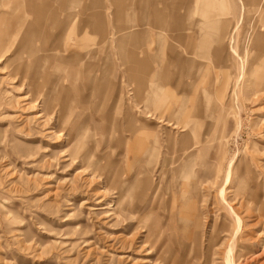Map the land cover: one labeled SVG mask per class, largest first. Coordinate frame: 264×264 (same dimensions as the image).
<instances>
[{
    "label": "rangeland",
    "instance_id": "obj_1",
    "mask_svg": "<svg viewBox=\"0 0 264 264\" xmlns=\"http://www.w3.org/2000/svg\"><path fill=\"white\" fill-rule=\"evenodd\" d=\"M61 1L57 24L26 0H0V264H228L229 246L237 264H264V91L252 93L250 62L232 95L256 31L264 75V0L212 2L221 56V42L195 41L204 0H153L170 27L155 22L165 40L147 70L124 56L139 59L140 48L118 44L120 28L138 29L137 0H77L70 27L81 33L98 10L107 36L91 31L85 58L80 34L60 27ZM181 118L188 124L173 126ZM129 124L158 141L132 140Z\"/></svg>",
    "mask_w": 264,
    "mask_h": 264
},
{
    "label": "crops",
    "instance_id": "obj_2",
    "mask_svg": "<svg viewBox=\"0 0 264 264\" xmlns=\"http://www.w3.org/2000/svg\"><path fill=\"white\" fill-rule=\"evenodd\" d=\"M61 0H26L27 3H29V5L37 7L38 11L34 13L37 14V16L39 17L40 20L47 18L52 19V21H56L57 24H59L58 21V17L57 14H55L53 12V6L54 7H58L59 3ZM242 3V8L244 9V2L243 0H240ZM61 5H64L65 9V16L64 19L60 22V27L62 29L66 28H70L71 31L74 34H80V45L81 47L85 48L84 53H81L80 56L82 57H88V54H91V45H93L96 39L92 38L91 36V31H98L101 35L99 41H103L106 39V32L104 30V25H103V20H104V16L103 14H101L98 10H94L90 15H88L85 24H84V28L80 30L81 33H79V30L77 28V25H74L75 22H73L74 24H72V26L70 27V21L74 20L75 15V4L77 3V0H63L61 1ZM121 2V0H119V3ZM154 1L153 0H137V5L138 8L140 10V18L138 21V29L135 31H132L131 28L132 26H126V27H122L120 29L124 30L125 32H120V34H118V44L121 48H123L124 50L126 49V47L129 46H135L136 48H140V52L142 53L143 56H141L139 59L136 58L135 56H131L128 57V53L133 52L132 49L128 50L127 52L124 54V56L126 58H130L132 60V62H135L137 65H139L140 68H142L143 70H147V68L149 67V64L151 63V61L155 60L152 59V57L154 56L155 52V43L156 41H159L158 46L159 45H163L165 37L163 34L158 33L156 35V31L154 30V26L156 25L155 22L157 21V26L160 25H165V27H170V22L168 25V21H166V19L164 20V13L161 9L156 8V6L154 5L153 8H151V6L153 5ZM212 2H214V0H204L203 5H201L199 7V13L201 15V18H199V25H200V36L197 38V40H195L198 44V48H202L204 50H206L207 46H210L212 43H217L221 42L219 44V48H215L217 55L221 56V51L224 50V44H223V40L221 41V37L219 38L218 35V31L220 29L221 26V22L220 20L213 22V23H208L206 22L208 19H206L207 17H211L214 16L215 14L212 12V14L209 16V12H211L212 10L210 9V5L212 4ZM52 3V5H51ZM101 0H92L91 6L94 5H98L101 4ZM191 3V2H189ZM58 4V5H57ZM152 4V5H151ZM177 2L176 0H171L170 5L174 8L176 6ZM51 5V6H50ZM180 6V5H179ZM41 9V10H40ZM194 10H196L195 6H191L189 4H187V8H186V18L189 19L188 21H191V24L193 25V20H191L194 17ZM121 11H119L118 15L120 14ZM173 16V13H172ZM185 18V19H186ZM205 18V19H203ZM172 22H171V26L173 25L174 28H180L183 26L184 23V19L180 16H178V14L174 13V17L172 18ZM180 19V21H178ZM186 21V20H185ZM191 26V25H189ZM212 29V30H210ZM31 30V33H30ZM208 31H211L212 34L210 35V33ZM30 34V35H29ZM229 34H231V32H229ZM26 35H28V41H32L34 39V37L36 36V32L34 30H32L31 28L28 29V34L26 33ZM205 35V36H204ZM31 38V39H30ZM232 38V37H231ZM183 39L187 42H189L188 44H190V46H192V42H194V36H181V35H173L172 36V40L173 42L176 43H181L183 41ZM84 41H86L85 44ZM252 41V45H251V49L250 52L253 50L255 52V55H258L261 51L258 49V45H259V34L255 33V37L253 38ZM230 43V40H229ZM229 43H228V48H229V52H230V48L229 47ZM194 44V43H193ZM29 45V44H28ZM173 50L175 51V46L173 45ZM248 48H247V44L244 48V53H246ZM249 50V49H248ZM258 53V54H257ZM248 54V53H247ZM153 55V56H152ZM260 56V55H259ZM84 58H76L78 61H76V63H79V61L83 60ZM154 58V57H153ZM228 58V57H226ZM45 59V57H44ZM45 61V60H43ZM42 61V62H43ZM226 62V59H225ZM228 62V61H227ZM259 62V61H258ZM225 67H227L225 65ZM190 68V67H189ZM228 77V71L226 68V74H225V78ZM150 114H148L147 116H149ZM159 120L160 121H164V119H162V115H159ZM171 119H169L170 121ZM175 121V120H174ZM128 127V131H130L131 133H135L132 137V140L134 141H140L141 139V143L143 142V144H146V142H144V138L142 136H146L150 139V137L152 138V141H154V144L158 141V135L157 134H152V131H146L144 129H138L136 130L133 126H131V124L127 125ZM120 131H122L121 129V125L119 126ZM146 134H145V133ZM144 135H141L143 134ZM150 136V137H149ZM148 138L145 140L147 141ZM122 139L124 140V137L122 135V132H120V138L119 141H122ZM152 150L154 148H151ZM163 164V162H162Z\"/></svg>",
    "mask_w": 264,
    "mask_h": 264
},
{
    "label": "bare ground",
    "instance_id": "obj_3",
    "mask_svg": "<svg viewBox=\"0 0 264 264\" xmlns=\"http://www.w3.org/2000/svg\"><path fill=\"white\" fill-rule=\"evenodd\" d=\"M29 29V28H28ZM33 30V29H32ZM28 32V31H27ZM30 33H31V30H30ZM28 34V33H27ZM30 35V34H29ZM28 36V35H27ZM29 37V36H28ZM231 41H232V39H230V43H231ZM229 43V47H231L230 48V52L232 53V54H234V55H236V56H238V52H237V50H236V48L233 46V45H231ZM238 59V58H237ZM227 61H228V58H226V63H227ZM241 61H242V69L240 70V72H239V74H238V76H237V79H236V81H235V84H234V87H233V90H232V95L235 97L236 96V91H235V87H236V82H237V80L239 79V78H241L243 75H244V63L245 64H247V62H250V65H252L251 67H249V71H248V74H249V76L251 77V79H249V82H251V84L250 85H257L258 87L257 88H254V90L252 91V93L253 94H256L258 91H264V75H262L261 73H259L258 72V70H257V68H258V65H259V55H254V56H249V57H247V55H245V54H243V57H241ZM241 65V64H240ZM226 66H227V64H226ZM253 80H255V81H253ZM233 97V98H234ZM185 116V115H184ZM183 116V117H184ZM182 119V118H181ZM175 120L174 122H173V126H175V125H180L178 122H180L181 123V126H183V127H185L187 124H188V122L186 121V119H182V120ZM145 133V132H144ZM144 133L143 134H141V135H144ZM146 134V133H145ZM147 136V135H146ZM146 136H142L143 138L145 137L146 139L148 138V137H146ZM150 137V136H149ZM145 138H144V142H147L146 140H145ZM151 138V137H150ZM152 138H153V135H152ZM149 139V138H148ZM140 141H141V139H140ZM143 143V142H142ZM182 170V169H181ZM183 171V170H182ZM181 171V173H180V177L183 179L182 180V182L179 184L180 185V187H179V190H180V192H181V195L180 196H185V195H187L188 197H189V192L190 191H186V192H184V191H182V189L183 188H186V190H188V188L186 187L187 186V182H186V180H185V174H186V172H182ZM231 173H232V169L231 168H229L228 169V171H227V180H229L230 178H232L231 177ZM187 177H188V175H187ZM225 177V176H224ZM224 182V181H223ZM241 185V184H240ZM244 184H242V186H243ZM160 186V185H159ZM159 186H158V184H156L155 185V195L157 194V192H158V190H159ZM222 186V185H221ZM242 186H240L239 188L240 189H242L243 187ZM238 187V186H237ZM221 188H219V190H220ZM178 192V191H177ZM223 193H224V189H221V194L223 195ZM242 196H243V194H242ZM186 198V196L184 197V200L181 202V204L180 205H183V206H185V205H188V202H189V199H185ZM262 199V198H261ZM262 200H264V197H263V199ZM178 202V201H177ZM235 216H236V223H237V227H235V231H234V233H236L237 232V230L239 229V227H241L240 225H241V223H242V219H241V217L238 215V214H235ZM229 229V228H228ZM229 231V230H228ZM239 231V230H238ZM213 232V231H212ZM213 237V236H212ZM237 239V238H236ZM229 243V242H228ZM231 251H232V247L231 246H229L227 249L225 248L224 249V252H223V258L226 260V262L228 263V264H237L235 261H234V256L232 257L231 256ZM242 251V250H241ZM242 253V252H241ZM239 257V256H238ZM237 257V258H238ZM236 258V259H237Z\"/></svg>",
    "mask_w": 264,
    "mask_h": 264
}]
</instances>
